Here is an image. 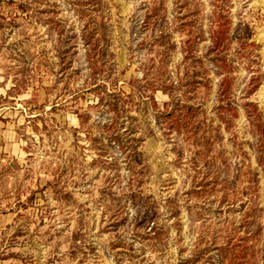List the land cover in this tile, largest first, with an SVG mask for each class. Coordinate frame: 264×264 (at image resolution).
Here are the masks:
<instances>
[{
  "label": "rangeland",
  "instance_id": "374dc122",
  "mask_svg": "<svg viewBox=\"0 0 264 264\" xmlns=\"http://www.w3.org/2000/svg\"><path fill=\"white\" fill-rule=\"evenodd\" d=\"M216 22L246 31L249 58L229 37L230 64L210 60ZM98 84L133 96L120 121L141 151L135 173L104 138ZM165 87L193 107L178 104L172 128L141 97L164 111ZM247 100L264 124V0H0V264H190L224 229L237 257L204 264H264V136Z\"/></svg>",
  "mask_w": 264,
  "mask_h": 264
},
{
  "label": "trees",
  "instance_id": "16d2710c",
  "mask_svg": "<svg viewBox=\"0 0 264 264\" xmlns=\"http://www.w3.org/2000/svg\"><path fill=\"white\" fill-rule=\"evenodd\" d=\"M94 2H97L96 0H92ZM92 3V2H91ZM18 7L20 10L24 11L27 9V2H21L18 1ZM93 5H97V3H93ZM208 37H209V45H208V54L210 60L214 61L216 64L219 66H222L223 69H225V66L228 63L227 58H226V51L224 50L225 44L223 43L224 39H227L229 37L231 38H236L237 41V46L235 48V51L239 52L241 56L244 57H250L252 54V49L249 47L253 45L252 41H249V37L246 34V31H242L239 33H232L230 34L228 32V28L223 27V23L216 22L214 25H212L209 29L208 32ZM238 36V37H236ZM168 37V33L164 30H159V32L156 34V42L158 45H163L166 38ZM190 59H194V55L192 53H189ZM195 66V65H194ZM196 68V67H194ZM195 71V76L199 72L197 69H194ZM197 70V71H196ZM222 70V69H221ZM194 74V73H193ZM198 77L192 76V74L189 76V78L186 81V84H196L199 83L200 81L197 79ZM227 75H222L220 82L218 83V95H217V100L219 101V113L223 121L227 124L230 122V117L224 113V110H226L227 104H230V99L224 101L226 98L227 94V83H228ZM255 79V78H253ZM114 89L112 90H107L104 85H96L95 89H101L98 90V93H103V97L99 98L98 102L94 104L93 107H105L103 112L108 116L107 118V123H105V133L104 138L106 139L107 143L109 145H115L117 147V150H120L121 154H125L123 158L121 159V162H123L126 166L127 169L133 173L137 172L135 171V167L137 165H140V169H142V161H140V156H141V151L138 150V143H135L132 137V131L130 130L129 125H125V121H120V117H123V111L124 109L123 104L127 101V99H132V94H126L122 89L118 88L116 85H114ZM140 88L142 86L140 85ZM93 89V91H97ZM163 91L168 93L170 101L169 103H166L167 108L162 111L157 109V104L156 101L154 100V97L152 93L150 95H142L143 101L149 103V107L152 108L153 114L156 116H161L165 118L164 120H168V128H172L174 126H177L175 123H173V120H175V116L178 113V104H182L181 108L185 111L191 110L193 107L189 103H183L179 98H176L177 95L172 92V90L163 88ZM130 101V100H129ZM225 102L223 105L222 102ZM227 103V104H226ZM245 106V112L247 114L248 120L250 125L259 132V135L261 137L264 136V124L260 118V114L258 111V108L255 106V104L252 101H245L244 103ZM92 107V108H93ZM222 112V113H220ZM109 113H112L109 115ZM127 116V119H135L134 116L129 115L128 113H125ZM79 118L82 120V122H85L89 117H88V112L84 111L83 113L78 114ZM96 136L90 137L92 140H95ZM140 139L137 138L136 141H141ZM261 141V138H260ZM264 140L262 138L260 146L257 148L260 151V158L261 161L264 162ZM114 160L112 163H116L117 159L115 157L113 158ZM230 164L225 162V167L228 168ZM114 165H112L113 167ZM116 171V170H115ZM152 230V236L151 238L155 239L158 238L157 235H161V228L157 226L151 227ZM222 235L217 234L214 235L212 240L210 242H207L209 244H204L203 247L196 246L192 250L191 257L184 259V262H189L190 264H198V262L201 261L200 264H204V262L207 261H212L213 263L215 261L219 262H225V261H231L234 260L237 255H229L232 252L235 253L234 249L239 246L241 243L238 242V237L236 235L235 231H232V229H224ZM219 240V241H218ZM213 252H210V251ZM232 251V252H231ZM211 253V254H209ZM206 255V258L203 259Z\"/></svg>",
  "mask_w": 264,
  "mask_h": 264
}]
</instances>
